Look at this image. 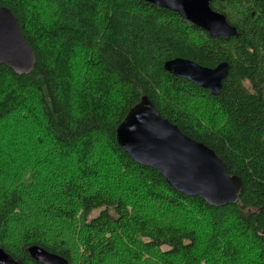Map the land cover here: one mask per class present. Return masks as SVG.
<instances>
[{
  "label": "trees",
  "instance_id": "1",
  "mask_svg": "<svg viewBox=\"0 0 264 264\" xmlns=\"http://www.w3.org/2000/svg\"><path fill=\"white\" fill-rule=\"evenodd\" d=\"M0 4L36 56L26 74L0 64V247L22 264H44L30 244L67 264H264V0L209 2L228 39L146 0ZM176 56L226 60L220 92L165 70ZM144 94L241 177L237 202L187 195L125 153L115 129Z\"/></svg>",
  "mask_w": 264,
  "mask_h": 264
},
{
  "label": "water",
  "instance_id": "2",
  "mask_svg": "<svg viewBox=\"0 0 264 264\" xmlns=\"http://www.w3.org/2000/svg\"><path fill=\"white\" fill-rule=\"evenodd\" d=\"M176 11L181 17L223 39L236 35V27L225 15L213 9L211 0H146ZM34 50L26 41L16 16L0 4V64L17 74L29 73L35 65ZM168 72L183 77L217 94L229 63L221 60L214 66L176 56L163 61ZM116 141L135 162L156 169L173 188L199 195L210 205L223 206L238 201L241 177L227 172L215 151L185 133L163 117L147 95L129 107L115 129ZM29 255L44 264H67L62 255L41 245L30 244ZM0 264H22L0 247Z\"/></svg>",
  "mask_w": 264,
  "mask_h": 264
},
{
  "label": "rangeland",
  "instance_id": "3",
  "mask_svg": "<svg viewBox=\"0 0 264 264\" xmlns=\"http://www.w3.org/2000/svg\"><path fill=\"white\" fill-rule=\"evenodd\" d=\"M96 212V211H95ZM94 214V213H93Z\"/></svg>",
  "mask_w": 264,
  "mask_h": 264
}]
</instances>
